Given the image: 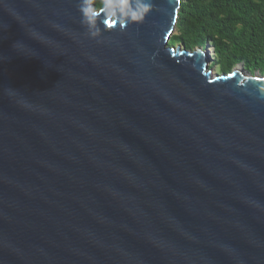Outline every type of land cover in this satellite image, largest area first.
<instances>
[{
    "label": "water",
    "instance_id": "obj_1",
    "mask_svg": "<svg viewBox=\"0 0 264 264\" xmlns=\"http://www.w3.org/2000/svg\"><path fill=\"white\" fill-rule=\"evenodd\" d=\"M77 2L0 0V264H264V77Z\"/></svg>",
    "mask_w": 264,
    "mask_h": 264
},
{
    "label": "trees",
    "instance_id": "obj_2",
    "mask_svg": "<svg viewBox=\"0 0 264 264\" xmlns=\"http://www.w3.org/2000/svg\"><path fill=\"white\" fill-rule=\"evenodd\" d=\"M177 26L184 48L210 43L222 70L244 62L264 72V0H184Z\"/></svg>",
    "mask_w": 264,
    "mask_h": 264
},
{
    "label": "clouds",
    "instance_id": "obj_3",
    "mask_svg": "<svg viewBox=\"0 0 264 264\" xmlns=\"http://www.w3.org/2000/svg\"><path fill=\"white\" fill-rule=\"evenodd\" d=\"M76 7L86 38L101 44L103 33L142 25L153 11L154 3L153 0H78Z\"/></svg>",
    "mask_w": 264,
    "mask_h": 264
},
{
    "label": "rangeland",
    "instance_id": "obj_4",
    "mask_svg": "<svg viewBox=\"0 0 264 264\" xmlns=\"http://www.w3.org/2000/svg\"><path fill=\"white\" fill-rule=\"evenodd\" d=\"M181 2H184V0H180V3ZM179 34H180V28H178L177 23H176L175 31L172 34V36L170 37V39L168 40L167 47H170V48H177V47L184 48V46L181 43H179L176 40V38H175V37L179 36ZM198 48L201 49L202 51H206L208 56L210 55L208 67L212 70V74L213 75L220 76V75H224V74H229L231 71H234L235 69H239V70H241L242 73H247L251 77H254V76H257V77H260V78L264 77V72H262L260 70H257V69L256 70H252V71L245 70L244 69V62H239V63L235 64L228 71L222 70V68L220 66V62H219L220 59H219V57L216 54H213V49H212L210 43H206L203 46L200 45V46L192 47L190 49H186V48L185 49L188 50V51H194L195 49H198Z\"/></svg>",
    "mask_w": 264,
    "mask_h": 264
},
{
    "label": "bare ground",
    "instance_id": "obj_5",
    "mask_svg": "<svg viewBox=\"0 0 264 264\" xmlns=\"http://www.w3.org/2000/svg\"><path fill=\"white\" fill-rule=\"evenodd\" d=\"M207 57H208V59H210V58H209V57H210V55H209V56L207 55ZM234 72H237V73H242V72H241V70H239V69H235V70H234Z\"/></svg>",
    "mask_w": 264,
    "mask_h": 264
}]
</instances>
